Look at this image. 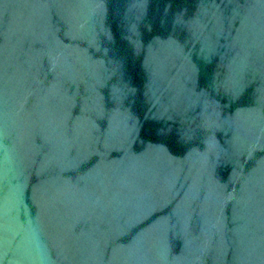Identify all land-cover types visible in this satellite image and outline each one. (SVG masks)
<instances>
[{"label":"water","instance_id":"obj_1","mask_svg":"<svg viewBox=\"0 0 264 264\" xmlns=\"http://www.w3.org/2000/svg\"><path fill=\"white\" fill-rule=\"evenodd\" d=\"M0 264H264V0H0Z\"/></svg>","mask_w":264,"mask_h":264}]
</instances>
